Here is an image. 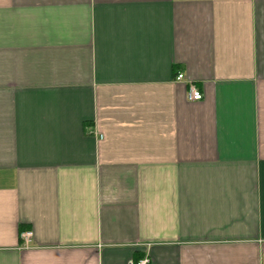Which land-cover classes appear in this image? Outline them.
<instances>
[{
  "label": "crops",
  "instance_id": "crops-1",
  "mask_svg": "<svg viewBox=\"0 0 264 264\" xmlns=\"http://www.w3.org/2000/svg\"><path fill=\"white\" fill-rule=\"evenodd\" d=\"M145 256L264 264V0H0V264Z\"/></svg>",
  "mask_w": 264,
  "mask_h": 264
},
{
  "label": "built area",
  "instance_id": "built-area-1",
  "mask_svg": "<svg viewBox=\"0 0 264 264\" xmlns=\"http://www.w3.org/2000/svg\"><path fill=\"white\" fill-rule=\"evenodd\" d=\"M177 79L184 78V75L182 73H178L176 76ZM186 97L188 100L196 101L202 99L203 95L202 92L193 84L189 85ZM99 137L102 138L103 134H99ZM32 238V231H24L21 233V239H22V245L24 247H28L30 245ZM128 264H150L149 257L145 256L143 258L137 259V260H129Z\"/></svg>",
  "mask_w": 264,
  "mask_h": 264
}]
</instances>
